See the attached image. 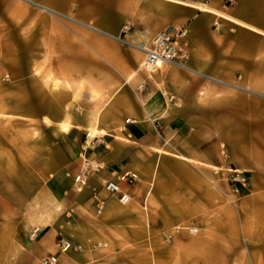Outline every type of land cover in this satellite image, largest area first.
<instances>
[{"label":"rangeland","instance_id":"1","mask_svg":"<svg viewBox=\"0 0 264 264\" xmlns=\"http://www.w3.org/2000/svg\"><path fill=\"white\" fill-rule=\"evenodd\" d=\"M101 1L0 0V192L21 208V223H38L44 213L50 223L60 218L45 248L57 253L60 237L79 243L80 250L59 254L66 264H264V61L241 60L242 48L229 46L232 25L213 13L199 10L194 37L179 39L183 67L153 72L162 71L153 85L168 113L183 112L189 136L184 146L178 137L177 147H164L176 161L157 164L151 176L149 220L123 219L116 230L90 239L82 215L68 213L54 196L50 174L67 160L69 141L82 149L130 117L104 95L141 94L149 75L144 55L129 42L139 46L153 35L141 36L130 20L100 28L90 10L98 11ZM125 1L121 12L150 11L147 0ZM186 1L225 13L232 4ZM92 85L103 91L99 100L90 98ZM88 113L92 119L98 113L92 135ZM63 120L71 123L68 133L59 130ZM235 169L243 182L230 178ZM28 249L18 250L0 233V264H41Z\"/></svg>","mask_w":264,"mask_h":264},{"label":"crops","instance_id":"2","mask_svg":"<svg viewBox=\"0 0 264 264\" xmlns=\"http://www.w3.org/2000/svg\"><path fill=\"white\" fill-rule=\"evenodd\" d=\"M124 1H101L98 11L90 10L91 16L96 22L101 20L100 28L103 26V29H118L125 21L130 20L133 28L140 31L141 36L144 37H150L169 25H181L185 32L180 38L187 36V40L194 37V31L199 29L200 20L203 18V13L200 12L202 10L199 11L191 5L196 3L193 0V2L184 0L189 4L174 0H147L150 11L144 16L140 12H137V15L133 11L128 13L127 9L121 12L120 7L125 4L126 1ZM231 1L232 4L228 6L226 14L264 31V0ZM94 14L100 17H95ZM229 24L232 25L233 32L230 34L232 38L229 40V46L242 48L245 57L241 60L244 62L264 61L261 56L264 47V32L251 31L231 21ZM249 55L251 57L260 55V57L248 58ZM166 77L169 76H163V78ZM160 78L161 75L156 80L148 78L141 94H135L129 90L123 93L115 91L108 102L111 100L116 102V109L127 112L130 115L127 118L131 121L126 123L125 120L119 119L113 129L105 130L104 136H98L93 144L86 143L82 149L76 147L75 144L70 145L69 141L67 160L57 161L60 166L57 173L55 176L53 173L50 174L53 176L51 183L56 192V194L53 192L54 196L58 198L63 207H67L68 213L72 210L74 214L82 215L83 229L90 239H101L109 229L116 230L117 224L123 219L130 222L149 220L148 211H151V205L154 202V194H151L153 189L150 184L151 176L157 164L164 166L172 160L176 161L168 155L164 147L167 143L177 147L178 137H180L182 146L188 141L189 131L185 128L187 125L182 118L183 112L175 110L168 113L164 101L153 85ZM165 95L166 98L169 97L168 93ZM115 128L121 129V134L125 139L117 137L118 132ZM67 136L69 140L70 136L68 134ZM91 148L93 149L90 150ZM181 150L178 151L184 157H193L189 149ZM84 159L98 162L100 168L95 171L91 170L82 177V183L77 184L74 178L80 173ZM127 172L136 175L137 179L134 183L126 184L120 180V177ZM107 181L119 183L122 191L129 196L128 204L121 203L117 194L107 192L104 188ZM95 197L105 201L99 214L94 208ZM20 209L8 200L6 194L0 192V233L8 234L18 250H25L28 253V248H30L36 258L42 257L41 264L46 258H54L55 264H58L59 254L62 253L59 251L53 253L49 251V247L45 248L47 245L45 243H48L47 239L54 237L59 230L58 219L60 218H56V211H52V216L56 217L51 223L46 220L47 217L43 216L38 223L29 225L25 222L21 223ZM23 224L24 229L19 233ZM14 239H17V242ZM60 263L66 264L65 261Z\"/></svg>","mask_w":264,"mask_h":264},{"label":"built area","instance_id":"3","mask_svg":"<svg viewBox=\"0 0 264 264\" xmlns=\"http://www.w3.org/2000/svg\"><path fill=\"white\" fill-rule=\"evenodd\" d=\"M185 29L182 26L169 25L164 29L155 33L150 41L144 42L139 47H142L143 51V64L142 69L145 72H155L162 64L168 65H182L181 61L184 60L186 54L185 50L181 47L179 38L184 34ZM131 120L125 119L128 123ZM100 168L98 162L89 161L84 159L83 165L80 168V173L74 178L75 182L82 183V177L86 176L91 170L95 171ZM232 181L243 182L244 178L235 169L230 174ZM137 177L133 173H125L120 177V180L126 184H132L136 181ZM104 188L110 194H117L121 203H127L129 196L126 192L122 191L119 183L115 181H107ZM105 201L102 198H94V208L97 214L101 213L104 207ZM195 230L194 228L192 229ZM58 249L61 253H67L70 251H77L81 249L79 243H73L65 237H60L58 240ZM43 264H55L54 258H46L43 260Z\"/></svg>","mask_w":264,"mask_h":264},{"label":"bare ground","instance_id":"4","mask_svg":"<svg viewBox=\"0 0 264 264\" xmlns=\"http://www.w3.org/2000/svg\"><path fill=\"white\" fill-rule=\"evenodd\" d=\"M174 1H177V2H181V3H184V4H189L188 2L184 1V0H174ZM191 4V3H190ZM191 5L195 6L197 9L199 10H202V11H206V12H211V13H214L216 14L217 16L223 18V19H226V20H229L233 23H236V24H239L240 26L246 28V29H249L251 31H259V32H264L263 30L251 25V24H248L240 19H236L234 17H231L229 16L228 14L216 9L215 7L213 6H210L208 4H202V3H192ZM42 8L46 9V10H49V8L47 6H43V5H40ZM91 27V26H90ZM94 29H97V28H94ZM100 30V29H98ZM101 31V30H100ZM160 31V30H159ZM104 32V31H103ZM106 34H108L107 32H104ZM157 33V32H156ZM110 36L113 37L112 34H108ZM151 39V38H150ZM150 41V40H149ZM133 47H135L137 49V51H139V53L143 54V51H142V47H139L138 45H136L135 43L133 42H129ZM138 56V55H137ZM143 64V59H142V62H141V66ZM162 65H168V64H162ZM162 65L160 67H162ZM174 66V65H173ZM177 66V65H176ZM182 66V65H180ZM159 67V68H160ZM183 67V66H182ZM185 67V66H184ZM188 69L189 71L195 73V74H200L201 71L199 70H196V69H192V68H186ZM149 73L148 75V78L150 80H156L162 73V71H158L156 73H153V72H147ZM102 93L103 91L96 87V86H91L90 87V98L93 99V100H99L101 97H102ZM112 93L107 95L105 94L104 97L107 101L110 100V98L112 97ZM101 109H99L97 112L100 113ZM98 113L95 115L96 117H94V119H92V116L91 113H88V116L90 117L89 118V123H88V129H89V134L92 135L95 133L96 129L95 127L92 125V120H97V115ZM58 127H59V130L60 132H64V133H68L70 131V127H71V123L68 122L67 120H63V121H60L58 123ZM45 217H48V213H44L43 214ZM42 215V217H43Z\"/></svg>","mask_w":264,"mask_h":264}]
</instances>
